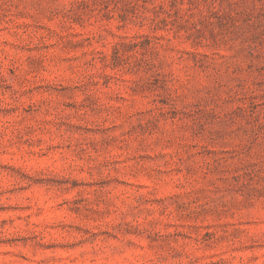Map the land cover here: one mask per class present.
Masks as SVG:
<instances>
[{
    "label": "rangeland",
    "instance_id": "374dc122",
    "mask_svg": "<svg viewBox=\"0 0 264 264\" xmlns=\"http://www.w3.org/2000/svg\"><path fill=\"white\" fill-rule=\"evenodd\" d=\"M0 264H264V0H0Z\"/></svg>",
    "mask_w": 264,
    "mask_h": 264
}]
</instances>
